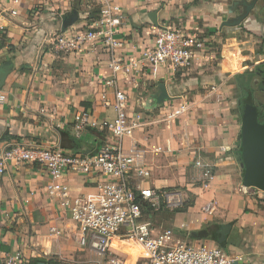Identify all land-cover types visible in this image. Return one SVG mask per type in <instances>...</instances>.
<instances>
[{
  "label": "crops",
  "instance_id": "1",
  "mask_svg": "<svg viewBox=\"0 0 264 264\" xmlns=\"http://www.w3.org/2000/svg\"><path fill=\"white\" fill-rule=\"evenodd\" d=\"M95 1L0 0V25L5 28L0 44V154L14 143L94 152L112 141L110 133L89 128L77 132L75 117L85 111L98 123L113 120V108L104 101H113L119 89L126 94L130 126L122 148L149 171L146 177L132 179L133 185L184 190L190 196L183 201L186 206L171 212L182 202L168 209L175 230L190 233L211 223L232 222L225 240L235 229L251 246L241 244V264H262V222L250 193L240 191L242 168L236 150L241 130L234 75L264 62V6L258 8L257 0L240 24L224 26V20L243 11L242 0H111L125 17L118 34L119 56L137 59L158 26L200 33L208 45L189 69L144 65L119 74L116 85L108 86L103 81L110 73L109 55L101 44L72 52L48 44L72 9L78 18L65 31L85 28L87 12L98 8ZM152 12L156 24L149 18ZM217 47L220 58L215 57ZM160 84L169 98L151 108L149 95L157 94ZM197 160L211 167L213 179L207 184ZM96 180L95 174L64 176L71 195L80 197L97 194ZM47 182L45 171L35 163L7 164L0 173V258L19 251L29 261L52 257L61 264H89L92 254L79 245L68 213L45 192ZM188 237L217 245L208 236Z\"/></svg>",
  "mask_w": 264,
  "mask_h": 264
},
{
  "label": "built area",
  "instance_id": "2",
  "mask_svg": "<svg viewBox=\"0 0 264 264\" xmlns=\"http://www.w3.org/2000/svg\"><path fill=\"white\" fill-rule=\"evenodd\" d=\"M95 3L98 5L95 20L89 21L83 29L60 30L51 36L48 44L63 52L101 44L109 55L110 73L103 81L105 85L115 86L119 74L128 75L144 65L189 69L208 45L207 38L200 33L158 26L151 33L150 45L139 57L126 59L117 54L122 45L118 34L125 22L121 7L111 0H96ZM4 38L5 28L0 25V44ZM125 102L126 94L115 89L113 101H104L105 105L113 108V120L98 123L85 111L75 117L74 129L77 132L89 128L106 129L110 133L112 141L101 144L94 152L76 154L59 146L14 143L7 145L0 154V173L4 172L7 164L24 163H35L45 171L48 176L45 192L58 202L76 226L79 245L92 254L89 264H241L244 261L241 254H232L218 245L176 240L170 228L155 226L151 219L145 218L144 205L157 212L161 204L166 206L175 194L131 182L134 178L148 176L149 171L122 148V138L130 128ZM195 164L202 170L206 180L204 184L209 183L213 179L210 165L201 160ZM71 172L97 175V194L71 195L70 186L64 181V176ZM251 189L260 192L257 188L240 186L244 194H249ZM51 231L60 233L54 228ZM121 243H127L129 247ZM129 250L135 251V255L131 257ZM0 264L32 263L17 251L2 256Z\"/></svg>",
  "mask_w": 264,
  "mask_h": 264
},
{
  "label": "water",
  "instance_id": "3",
  "mask_svg": "<svg viewBox=\"0 0 264 264\" xmlns=\"http://www.w3.org/2000/svg\"><path fill=\"white\" fill-rule=\"evenodd\" d=\"M257 0H242L243 11L224 20L221 25L235 26L249 14ZM78 18V13L75 9L67 12L62 17L61 28L64 31L69 25L74 23ZM150 20L156 24V13L149 14ZM0 77H2L0 75ZM169 95L164 84L159 85V92L157 94L149 95V107L153 108L168 99ZM261 115V111L254 107H250L244 115L242 132V161L240 166L242 168V183L247 187H254L264 192V121L258 122L257 117ZM218 230V243L225 241L231 229V223L216 224ZM190 237L205 238L207 234H202L200 231H191Z\"/></svg>",
  "mask_w": 264,
  "mask_h": 264
},
{
  "label": "trees",
  "instance_id": "4",
  "mask_svg": "<svg viewBox=\"0 0 264 264\" xmlns=\"http://www.w3.org/2000/svg\"><path fill=\"white\" fill-rule=\"evenodd\" d=\"M92 5H94V4H92ZM97 16H98V8H97V10L94 8L93 10H90L87 12L86 18L91 22V21L95 20L97 18ZM215 46L216 45L213 42V48H215ZM215 57L220 58V52H219L218 47H217V49H215ZM263 73H264V63H260V64L256 65L252 71L246 70V71L236 73L234 75V80H235L236 87H237V110H238L241 132H242L244 115L250 107H254L257 110H260L261 115H258L257 120L260 123H262L264 121V101L261 103L262 105H258L256 103V97H255V92H254L255 89L251 85L252 78L257 77V74L261 75ZM259 87L261 88L262 85H259L258 88ZM93 130H96V129H93ZM236 152H237V160L239 162H241L243 159V157H242V138L241 137L239 139V143H238ZM261 201L264 202V198L260 199V202ZM186 204H187L186 202H183L181 207L175 208V209L171 210V212H176V211L182 210L186 206ZM161 205H162L161 209L165 207V203H162ZM144 207H145L144 211L146 213L145 218L151 219V221H152V219L154 218V216L157 212H153L150 208H147L146 205H144ZM231 224H232V222H231ZM215 227H216V223H211L209 225H205V228L211 230V234L208 235L207 238L213 240L214 242L217 243V245L219 247H221L225 250L226 245L231 240L229 238L228 241L225 240L222 243H218L219 235H218ZM184 233H186V231H184ZM30 262L32 264H53V263H56V262H54L52 257L51 258H46V257H44V258H42V257L32 258Z\"/></svg>",
  "mask_w": 264,
  "mask_h": 264
},
{
  "label": "rangeland",
  "instance_id": "5",
  "mask_svg": "<svg viewBox=\"0 0 264 264\" xmlns=\"http://www.w3.org/2000/svg\"><path fill=\"white\" fill-rule=\"evenodd\" d=\"M264 6V0H259L257 7H263ZM264 63V62H262ZM254 188V187H253ZM255 192H253V191ZM258 191V190H257ZM163 192L165 193H173L175 194L174 196H171V201L169 203L166 204V206L164 208H162L161 210L157 211V213L155 214L154 218L152 219V223L155 226H161V227H166V228H170L175 236L176 240H184V241H192L188 236V231H186V233L181 232L179 230H175L174 229V225L172 222L169 221L170 217H171V212L168 210L169 208H173V207H177L180 206L182 204V202L186 199H190L189 194L185 193L184 190L181 189H174V190H163ZM177 194L180 196L181 195V201L179 203L174 202L176 199H178ZM250 197L254 200V203L256 205L255 209H256V215L257 217L260 218L261 220V228L260 231L264 232V202H260V199L264 198V192L260 191V192H256V190L251 189L250 190ZM177 203V204H176ZM261 234V233H260ZM240 232L238 230H233L232 233L229 235L230 237V242L228 243V245L225 247L227 249V251H229L232 254H240L238 253L240 250V246L242 244V248H250L251 246L248 244L247 239H242L239 237ZM124 247L128 248L129 245L127 243H121ZM131 244V243H130ZM217 244V243H216ZM244 250V249H243ZM130 252V250L128 251ZM135 251L130 252V256L132 257V255H135L134 253ZM243 252V251H242ZM262 258H264V252L261 254ZM87 264V263H85Z\"/></svg>",
  "mask_w": 264,
  "mask_h": 264
},
{
  "label": "flooded vegetation",
  "instance_id": "6",
  "mask_svg": "<svg viewBox=\"0 0 264 264\" xmlns=\"http://www.w3.org/2000/svg\"><path fill=\"white\" fill-rule=\"evenodd\" d=\"M251 85L255 89V97H256V103L258 105H262L261 103L264 101V73L263 74H257V77L252 78ZM259 85H262V87L258 88ZM202 234H211V230L207 228H203L201 230Z\"/></svg>",
  "mask_w": 264,
  "mask_h": 264
},
{
  "label": "bare ground",
  "instance_id": "7",
  "mask_svg": "<svg viewBox=\"0 0 264 264\" xmlns=\"http://www.w3.org/2000/svg\"><path fill=\"white\" fill-rule=\"evenodd\" d=\"M117 244V243H116Z\"/></svg>",
  "mask_w": 264,
  "mask_h": 264
}]
</instances>
